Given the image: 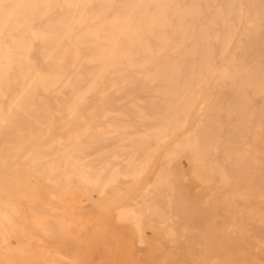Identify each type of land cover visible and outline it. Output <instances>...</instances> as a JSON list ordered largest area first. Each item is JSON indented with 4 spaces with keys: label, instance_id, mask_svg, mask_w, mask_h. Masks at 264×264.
<instances>
[{
    "label": "bare ground",
    "instance_id": "1",
    "mask_svg": "<svg viewBox=\"0 0 264 264\" xmlns=\"http://www.w3.org/2000/svg\"><path fill=\"white\" fill-rule=\"evenodd\" d=\"M0 264H264V0H0Z\"/></svg>",
    "mask_w": 264,
    "mask_h": 264
}]
</instances>
